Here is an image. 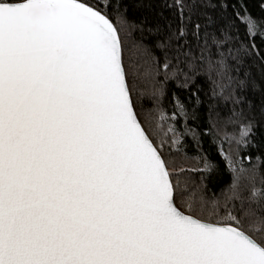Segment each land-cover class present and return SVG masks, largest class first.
<instances>
[{"label": "snow or ice", "instance_id": "obj_1", "mask_svg": "<svg viewBox=\"0 0 264 264\" xmlns=\"http://www.w3.org/2000/svg\"><path fill=\"white\" fill-rule=\"evenodd\" d=\"M163 2L177 23L155 45L139 38L145 79L176 76L174 53L190 68L207 60L231 88V65L264 58L254 43L264 27L245 0ZM128 27L122 0H0V264H264V180L258 188L255 168H237L250 161L252 122L215 134L231 184L190 195L189 169L165 158L181 134L159 108L144 120L136 111ZM184 111L178 102L173 115ZM190 159L193 172L216 167Z\"/></svg>", "mask_w": 264, "mask_h": 264}, {"label": "trees", "instance_id": "obj_2", "mask_svg": "<svg viewBox=\"0 0 264 264\" xmlns=\"http://www.w3.org/2000/svg\"><path fill=\"white\" fill-rule=\"evenodd\" d=\"M245 4L252 16L261 21V26L264 27V0H245ZM122 11L129 21V27L126 29L129 33L126 37V67L129 72V84L134 88L136 111L141 120H144L150 109L159 108L168 117L163 127L167 128L171 124L181 134L182 143L170 152L166 149L165 158L170 167L189 169L184 172L185 177H190L189 194L194 191L197 196L212 199L231 184L233 172L224 160L219 139L215 134L220 129L231 130L240 120L251 121L253 133L252 143L242 152V156L249 157L250 161L239 160L237 168L243 167L249 172L255 168L258 173L256 187L259 188L264 180V58L254 55L245 58L241 62L242 66L231 65V75L235 78L231 88L222 89L217 86L221 83L217 70L207 60L203 63L197 62L190 68L186 61H178L174 53L169 59L178 73L176 76L165 79L161 69L156 80L145 79L136 71V65L139 63L136 55L139 38L144 36L147 38L145 43L155 45L158 39L168 34L166 26L169 22L173 26L176 25L177 15L173 9L164 6L163 0H122ZM236 23L240 36H244V26L238 21ZM157 26L163 28L160 35L150 31ZM254 43L264 52V43L261 42L260 36L256 37ZM153 52L163 64L164 52L155 47ZM237 73L240 75L237 76ZM185 76L188 78L185 79ZM240 79L245 80L243 87L239 86ZM157 88L160 91L153 95ZM178 102L184 105L185 111L173 115ZM152 115L156 116L158 113L153 112ZM193 132L198 134V142L194 139ZM228 147L225 142L224 150L227 151ZM197 153L207 156L216 167L208 172H193L191 169L199 166L195 165L190 157L196 156ZM241 182L242 187H250L243 177ZM195 185L199 187L195 188Z\"/></svg>", "mask_w": 264, "mask_h": 264}]
</instances>
